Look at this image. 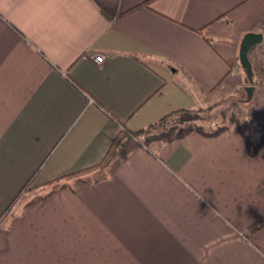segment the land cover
Segmentation results:
<instances>
[{"label": "crops", "instance_id": "0c3cea01", "mask_svg": "<svg viewBox=\"0 0 264 264\" xmlns=\"http://www.w3.org/2000/svg\"><path fill=\"white\" fill-rule=\"evenodd\" d=\"M0 0V213L101 161L137 131L246 86L243 37L264 33V0ZM95 55L107 58L101 66ZM249 57V55H248ZM77 83L84 92L75 88ZM0 224V264H264V149L235 126L134 151L115 175Z\"/></svg>", "mask_w": 264, "mask_h": 264}, {"label": "trees", "instance_id": "16d2710c", "mask_svg": "<svg viewBox=\"0 0 264 264\" xmlns=\"http://www.w3.org/2000/svg\"><path fill=\"white\" fill-rule=\"evenodd\" d=\"M150 1L151 0H147L135 6L122 13L120 17L139 10ZM252 70L254 75L253 84L261 85L262 81H258L256 77L264 75V69H259V71L257 69L256 71L253 67ZM71 84L79 91L84 92L74 81H71ZM94 103L109 117L113 124L119 127L118 134L112 139L101 161L91 167L57 177L38 187H31V181L27 182L16 198L2 213H0V224L11 218L13 207L23 195L34 193L33 197L26 205L27 207L63 190H69L73 194H77L79 189L84 186L99 184L112 178L119 166L123 164L134 151L143 150L148 154H153L158 147L181 140L191 134H197L205 138H215L223 134L230 126H235L244 142L249 157L255 158L261 150L264 149V115H262L261 120L255 124V127L252 128H250L252 124L249 120L246 119L241 121L235 116H231L225 121L221 119L220 123H213L214 110L221 103L197 111H175L161 118L156 123L137 131L128 130L124 122L114 117L97 102L94 101ZM206 122H209L210 125H203ZM261 231H264V218H261L248 228V233L250 235Z\"/></svg>", "mask_w": 264, "mask_h": 264}, {"label": "rangeland", "instance_id": "374dc122", "mask_svg": "<svg viewBox=\"0 0 264 264\" xmlns=\"http://www.w3.org/2000/svg\"><path fill=\"white\" fill-rule=\"evenodd\" d=\"M264 35V33H261ZM249 60L251 62L252 68L254 69H264V42L258 47L250 50ZM257 76V75H256ZM258 81H262L261 85H254L255 92L251 103L248 106H243L238 100L244 98L243 91L238 92L230 97L227 100L221 102V104L214 110V121L213 123L219 122L223 119L228 120L231 116L237 117L239 120H249L251 126L255 127V124L258 123L262 115H264V75H260ZM242 105V106H241ZM203 125L209 126V122L204 123Z\"/></svg>", "mask_w": 264, "mask_h": 264}, {"label": "water", "instance_id": "95a60500", "mask_svg": "<svg viewBox=\"0 0 264 264\" xmlns=\"http://www.w3.org/2000/svg\"><path fill=\"white\" fill-rule=\"evenodd\" d=\"M264 42V35L261 33L246 34L240 44L239 49V63L246 76V86L243 88L244 98L238 100L243 106H248L254 96L255 87L253 86V70L249 60L250 50L258 47Z\"/></svg>", "mask_w": 264, "mask_h": 264}, {"label": "built area", "instance_id": "2783aa9c", "mask_svg": "<svg viewBox=\"0 0 264 264\" xmlns=\"http://www.w3.org/2000/svg\"><path fill=\"white\" fill-rule=\"evenodd\" d=\"M106 58L107 57L105 55H95L93 57V61H94L95 64L101 66V65H103L105 63Z\"/></svg>", "mask_w": 264, "mask_h": 264}]
</instances>
